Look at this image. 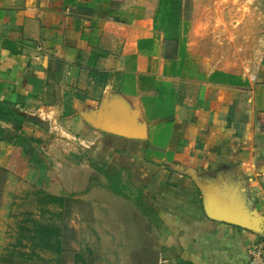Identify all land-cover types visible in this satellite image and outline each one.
<instances>
[{
	"label": "crops",
	"instance_id": "crops-1",
	"mask_svg": "<svg viewBox=\"0 0 264 264\" xmlns=\"http://www.w3.org/2000/svg\"><path fill=\"white\" fill-rule=\"evenodd\" d=\"M184 2L0 0V210L18 162L50 158L72 171V190L36 202L88 210L79 235L97 264H254V245L264 264V47L248 72L220 68ZM90 117H135L145 136ZM208 200L259 229L211 218Z\"/></svg>",
	"mask_w": 264,
	"mask_h": 264
},
{
	"label": "rangeland",
	"instance_id": "rangeland-1",
	"mask_svg": "<svg viewBox=\"0 0 264 264\" xmlns=\"http://www.w3.org/2000/svg\"><path fill=\"white\" fill-rule=\"evenodd\" d=\"M194 9V25L199 31L201 42L200 52L220 57V68L230 70L233 74L248 72L264 47V0H185L184 15L191 17ZM18 151L28 156L34 153L25 140L18 146ZM48 160L41 157L42 163L32 160L18 162L17 167L24 176L9 182L11 192L5 197L8 208L0 210V250L7 251L3 262L97 264L94 254L86 251L89 242L85 235H79V218L88 210L73 199L67 202V209L57 207V204L48 210L41 209L36 202V198L40 196L43 199L46 192L57 195L72 190V171L63 170L50 158ZM9 170V167L0 166V205L4 200V187L10 179ZM119 181L123 190L121 194L130 197V185H127L126 177ZM37 190L45 192L37 195ZM35 221L60 227L61 252L38 248L41 251L38 254L40 257L34 255L33 240L30 237L32 233L26 229L32 228ZM23 234L26 237L19 241ZM16 257H22V260Z\"/></svg>",
	"mask_w": 264,
	"mask_h": 264
},
{
	"label": "water",
	"instance_id": "water-1",
	"mask_svg": "<svg viewBox=\"0 0 264 264\" xmlns=\"http://www.w3.org/2000/svg\"><path fill=\"white\" fill-rule=\"evenodd\" d=\"M134 114H136V111L134 112ZM90 121L95 127L102 129L106 132H112L118 135L133 138H142L145 136L143 129H141L137 125V120L135 117H132L131 122L125 121L123 119L111 120L109 118L104 117L97 120L94 117H90ZM207 205L208 215L213 219L235 223L248 228L259 229L258 218H248L246 216H242L239 213L237 207L235 206H219L216 205V203L212 200H208Z\"/></svg>",
	"mask_w": 264,
	"mask_h": 264
},
{
	"label": "trees",
	"instance_id": "trees-1",
	"mask_svg": "<svg viewBox=\"0 0 264 264\" xmlns=\"http://www.w3.org/2000/svg\"><path fill=\"white\" fill-rule=\"evenodd\" d=\"M40 163H42V161H40ZM43 200L45 202L57 203L59 201H62V197L51 193H44ZM22 228L26 229L25 226H23ZM26 230L32 233L30 237L33 240V252L35 253L34 255L40 257L35 251L38 248L61 252V229L58 225L35 221L34 226L32 228H27ZM24 237L26 236L23 234L22 238ZM19 241H22V239H20Z\"/></svg>",
	"mask_w": 264,
	"mask_h": 264
},
{
	"label": "built area",
	"instance_id": "built-area-1",
	"mask_svg": "<svg viewBox=\"0 0 264 264\" xmlns=\"http://www.w3.org/2000/svg\"><path fill=\"white\" fill-rule=\"evenodd\" d=\"M251 255H252V262L254 264H259L262 262V252L260 246L254 245L251 251Z\"/></svg>",
	"mask_w": 264,
	"mask_h": 264
}]
</instances>
